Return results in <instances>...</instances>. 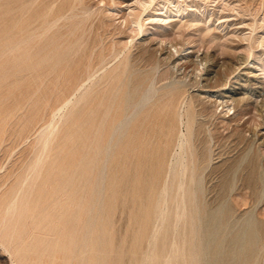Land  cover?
<instances>
[{
    "label": "rangeland",
    "instance_id": "374dc122",
    "mask_svg": "<svg viewBox=\"0 0 264 264\" xmlns=\"http://www.w3.org/2000/svg\"><path fill=\"white\" fill-rule=\"evenodd\" d=\"M137 1L0 0V172L20 170L28 159L36 130L51 118L60 102L53 76L42 79L47 72L45 68L37 66L33 70L26 62H20L17 43L21 37L39 30L43 22L71 9L77 20L85 10L94 12L91 43L101 39H106L107 45L112 39L141 41L140 46L130 49V66L137 81L146 77L157 56L167 57L168 50L161 47H171L176 57L207 52L220 73L230 74L240 58L245 61L242 66L252 67L255 61L264 66V0H145V6L135 5ZM131 13L142 19L141 32L131 21ZM70 21L61 28L63 33ZM34 54L37 58L39 50H34ZM184 61V69L179 72L188 77L199 73L193 63ZM262 66L254 65L258 79L250 78L252 84L244 82L245 75L238 84L232 81L241 97L247 98L252 93L248 103L228 109L214 97L204 98V111L196 117L195 124L197 170L202 181L196 191L197 206L192 208L193 213L189 209L177 233L174 182L168 177L176 135L156 134L148 128L150 133L147 130V140L141 144L143 157L138 164L132 151L129 155L123 153L120 159V152L116 155L117 152L107 148L114 117L106 119L98 132L99 118L88 122L85 111L73 114L55 141L49 160L57 169H64L52 174L57 185L64 186L71 180L75 184L80 222L73 233L79 258L73 260L70 236L65 235L46 241L42 249L36 245L27 255V261L30 264H69L70 260V264H145L146 260L147 264L150 260L151 264H165L174 240L180 249L176 264H264ZM170 67L161 65L160 71L163 74ZM192 90L197 88L189 89ZM195 104L197 109L202 106L197 101ZM180 129L185 132V126ZM27 136L30 141L24 143ZM166 185L169 193L163 196ZM65 192H70L68 187ZM55 200L53 193H47L41 211L51 209ZM163 202L167 214L160 223L157 212ZM47 233L54 237L55 231L48 227ZM90 248L92 256L87 255ZM4 252L0 246V264H12L9 254Z\"/></svg>",
    "mask_w": 264,
    "mask_h": 264
},
{
    "label": "bare ground",
    "instance_id": "6f19581e",
    "mask_svg": "<svg viewBox=\"0 0 264 264\" xmlns=\"http://www.w3.org/2000/svg\"><path fill=\"white\" fill-rule=\"evenodd\" d=\"M137 4L145 6V0L143 3L137 1L135 5ZM131 7L134 9V6ZM93 15V11L85 10L84 14L77 20V15L71 9L68 13L57 16L51 21L43 22L39 30H35L32 35L21 37L17 43V56L20 62H26L28 66L33 67V70L37 66L45 68L47 72L42 76V79L53 76L55 92L60 102L51 118L36 130L28 159L21 165L20 170L17 173L6 170L0 172V246L3 251L9 254L12 264H30L27 261V255L32 249L37 246L42 249L41 246L46 241L57 240L60 236L65 235L70 236L73 260L79 258L73 233L80 222L78 220L79 206L75 194V184L71 180L66 182L64 186L57 185L52 179V174L56 170L61 172L64 169H57V166L49 160L55 141L73 114L85 111L86 117L89 116L86 119L88 122H94L99 118L96 127L98 132L105 126L106 119L114 117L112 136L108 143L110 147L107 148L117 152L116 155L120 152L118 154L120 159L123 157V153L127 152L129 155L132 151L133 158H136L138 164L143 157L141 144L147 140V130L149 133L150 129L156 134L161 132L165 136L176 135V148H174L168 165V177L174 182L176 210L174 229L177 233L189 209L193 213L192 208L197 206L195 196L197 188L201 184L202 176L197 170L195 124L196 117L202 115L204 111L202 110L204 98L214 97L222 104L225 103L228 109H235L238 104L248 103L252 93L247 98L241 97L242 93L239 89L237 90L235 85L232 86V83L238 84L242 75H245L244 82L247 85L252 84L250 78L255 81L258 79L254 65H262L258 63L256 65V61L252 63V67H247L242 66L245 62L244 59L238 58L239 61H236L235 68L230 74L220 73L219 70L215 69L216 65L212 61L214 59L211 60L207 52L196 56L194 53L187 54V56L177 55L178 57H176L169 44L170 48L161 47V49L166 48L168 50L167 57H162V54L157 56L156 61L149 69V73L145 75L146 77L137 81L135 80L137 77L135 79L133 77L130 66V49L133 46H140L141 41L136 43L133 39L129 41L112 39L107 45L106 39H101L99 42L93 41L91 43L90 31ZM129 16L133 17L131 21L141 32L142 19L132 13ZM72 19L74 20L70 21ZM68 20L70 21L68 29L63 33L61 28L65 26ZM96 21L98 22V19ZM165 21L167 20L165 19ZM88 25H90L89 28H87ZM113 32L115 33V30ZM36 49L40 52L37 58L34 54ZM179 51L176 49V52ZM193 56L196 57V60ZM183 59L193 63L199 73L188 77L187 74L179 72L184 66ZM164 64L171 67L170 70L162 74L160 66ZM149 66L151 65L149 64ZM200 66H203L202 69H199ZM242 70L244 72L240 74ZM203 87L215 88V90L203 92L201 90ZM190 88H197V90L189 91ZM204 94L208 96H203ZM196 101L198 105H202L201 108H196ZM260 106L263 112V101ZM181 126H185V132L180 129ZM29 141L30 138L25 137L24 143ZM1 169L2 167H0ZM66 187L69 188L70 192H65ZM163 189L164 195H162L167 196L169 186L166 185ZM49 192L54 194L56 200L51 209L41 211V204ZM164 205L166 204L163 202V207L161 206L160 212H157L158 215L160 213L161 219H158L161 221H159L160 223H163L167 214V206ZM158 224L157 226L160 225ZM48 227H52L55 231L54 237L47 233ZM160 227L154 231L155 233L153 232L154 242ZM155 228L153 227V230ZM147 244L149 245V243ZM170 247L171 249L165 258V264H174L180 254L176 241L173 240ZM41 251L43 252V250ZM195 254L197 255V253ZM87 255H93L91 248ZM56 261L58 260L56 259ZM144 262L146 264V260ZM147 264H151L150 260Z\"/></svg>",
    "mask_w": 264,
    "mask_h": 264
}]
</instances>
